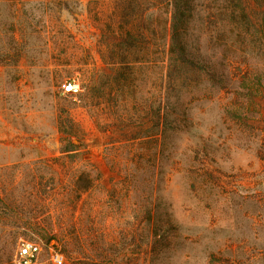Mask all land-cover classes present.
I'll list each match as a JSON object with an SVG mask.
<instances>
[{"label": "rangeland", "instance_id": "obj_1", "mask_svg": "<svg viewBox=\"0 0 264 264\" xmlns=\"http://www.w3.org/2000/svg\"><path fill=\"white\" fill-rule=\"evenodd\" d=\"M119 2L0 0V264H15L24 242L41 247L40 264H54L56 250L62 264H264L263 101L256 120L238 126L213 95L198 94L196 126L148 141L99 128L81 100L82 83L68 73L103 69L104 25ZM249 2L256 14L264 8ZM206 5L211 28L223 27L226 0ZM250 30L245 63L261 65ZM60 116L81 130L74 163L62 151ZM202 141L213 163L194 160ZM83 172L94 185L77 200ZM150 198L167 203L181 226L169 247L147 244L140 211ZM53 234L60 240L47 239Z\"/></svg>", "mask_w": 264, "mask_h": 264}, {"label": "trees", "instance_id": "obj_2", "mask_svg": "<svg viewBox=\"0 0 264 264\" xmlns=\"http://www.w3.org/2000/svg\"><path fill=\"white\" fill-rule=\"evenodd\" d=\"M119 1L104 25L99 50L103 69L68 73L80 79L85 90L80 98L99 128L133 132V139L148 141L187 132L196 126L192 101L202 93L204 98L213 95L238 126L256 120L260 112L255 107L264 102V61L246 64L241 45L252 28L251 34L259 35L253 42L264 52V8L256 14L249 0H226L219 12L223 27L211 28L209 0ZM217 32H228L230 38L220 42ZM59 120L67 145L62 151L74 163L84 145L80 127L70 118ZM191 153L196 162L215 161L203 141ZM93 185L88 172L77 175V200ZM140 213L149 228L147 244L154 250L175 244L181 226L167 203L150 198ZM47 239L60 240L56 234Z\"/></svg>", "mask_w": 264, "mask_h": 264}, {"label": "built area", "instance_id": "obj_3", "mask_svg": "<svg viewBox=\"0 0 264 264\" xmlns=\"http://www.w3.org/2000/svg\"><path fill=\"white\" fill-rule=\"evenodd\" d=\"M41 247L38 244L24 242L15 255V264H40ZM51 260L54 264H62L64 256L58 251H53Z\"/></svg>", "mask_w": 264, "mask_h": 264}]
</instances>
